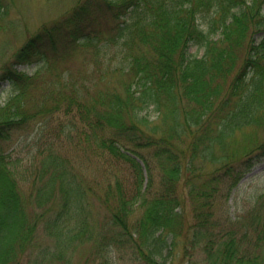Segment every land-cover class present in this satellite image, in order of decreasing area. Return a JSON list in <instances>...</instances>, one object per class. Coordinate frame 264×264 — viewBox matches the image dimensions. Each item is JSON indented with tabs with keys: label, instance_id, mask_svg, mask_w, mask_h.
I'll return each instance as SVG.
<instances>
[{
	"label": "trees",
	"instance_id": "16d2710c",
	"mask_svg": "<svg viewBox=\"0 0 264 264\" xmlns=\"http://www.w3.org/2000/svg\"><path fill=\"white\" fill-rule=\"evenodd\" d=\"M66 23L80 69L49 57L60 22L0 68V264H173L181 241L191 264H264V191L222 210L264 158V0H82Z\"/></svg>",
	"mask_w": 264,
	"mask_h": 264
},
{
	"label": "rangeland",
	"instance_id": "374dc122",
	"mask_svg": "<svg viewBox=\"0 0 264 264\" xmlns=\"http://www.w3.org/2000/svg\"><path fill=\"white\" fill-rule=\"evenodd\" d=\"M81 1L82 0H11L10 3L12 6L7 17L9 22H3L10 23V25L6 29H0V68L12 60L13 54L24 42H26L27 39L30 38L32 34L44 26L50 28L56 25L61 29L58 25V22H60L62 29L55 37L58 46L60 47H58L55 54L51 51V48L47 47L50 54L49 57L53 61H55V56L59 59L57 67L60 70L66 66L68 67V70L73 72L80 69L82 59H87V57H83L82 51L73 48V42L68 37V32L71 30V26L67 25L66 21L70 17L71 12H74L78 2ZM105 15V7L97 9L92 15L90 21H86V25L82 24L83 31H87L88 28H90V25L96 24V19L97 21H103L101 18L105 17ZM100 25L101 24L96 25L97 28H99ZM106 26L108 25L102 24V27L105 30H108ZM67 53L70 55H67ZM188 53L199 56L201 51L196 52L195 47H191L188 49ZM61 55H66L65 59H61ZM36 65V63H31L28 65H18L16 68L31 74L35 70ZM11 93V87L8 83L5 82L0 85V105ZM150 114L154 117L152 112ZM27 143L28 139L24 141V137L17 135L10 145L11 147L16 148V150H21L19 155L24 157L26 156ZM263 191L264 158H261L247 171L231 191L227 204L222 207V210L225 211L231 220L237 221L239 220L237 218L244 216V214L252 208L256 198ZM220 213L221 211L217 212L218 215H220ZM186 214L190 219L191 212L188 204L186 206ZM43 242H45V239ZM180 243H178L179 245L175 250L176 255L173 264H191L187 259H182V241ZM87 252L88 246H79L74 253L73 260L76 263L80 262ZM201 256L202 255L196 253L193 260L197 263L201 260ZM120 264L123 263L120 262Z\"/></svg>",
	"mask_w": 264,
	"mask_h": 264
}]
</instances>
